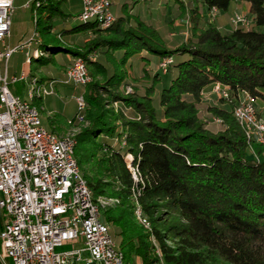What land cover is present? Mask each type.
Masks as SVG:
<instances>
[{"label":"trees","instance_id":"trees-1","mask_svg":"<svg viewBox=\"0 0 264 264\" xmlns=\"http://www.w3.org/2000/svg\"><path fill=\"white\" fill-rule=\"evenodd\" d=\"M62 1L40 0L36 7L39 20L44 19L37 24L42 37L36 47L46 55L31 56L28 77L34 76L33 64L47 65L61 52L81 56L88 70L92 66L104 73L87 53L48 37ZM233 1L249 4L248 28L237 26L225 34L212 20L199 25L201 14L194 6L192 34L175 48H167L157 30L140 20L133 28H123L121 17L109 27L112 36L103 40L110 48L123 50L122 64L145 49L171 57L167 69L175 71L159 92L162 118L149 95L117 92L122 72H113L102 83H88L89 91L83 96L89 126L72 137L74 157L93 199L108 195L118 201L107 208L100 205L99 211L101 221L109 229L115 227L123 264H133L135 257L142 264L158 262L152 255V239L162 264H217L219 260L264 264V146L249 144L232 114L241 92L254 100L264 98V0H202L208 9L219 11H226ZM68 28L72 32L102 29L94 21H79ZM179 56L184 58L176 59ZM215 82L229 87V98L220 97L229 107L211 109L223 123L217 133L206 129L198 116L202 91ZM104 92L106 97L101 96ZM106 100L123 102L135 117L115 115ZM41 103V97L32 99L36 107ZM117 120L121 133L116 132ZM51 122L54 133L58 119ZM102 134H115L124 147L99 143ZM136 210L149 223L148 230L137 221Z\"/></svg>","mask_w":264,"mask_h":264},{"label":"built area","instance_id":"built-area-1","mask_svg":"<svg viewBox=\"0 0 264 264\" xmlns=\"http://www.w3.org/2000/svg\"><path fill=\"white\" fill-rule=\"evenodd\" d=\"M80 1L77 19L98 11L101 28L111 26V0ZM13 9L14 0H0V43L5 46ZM238 15L241 25L237 26L250 25L245 13ZM33 44L36 40L27 37L20 45L0 50V263L9 259L11 264H116V241L110 238V230L104 229L100 207L86 194L78 171L69 163L67 144L53 142V134L44 130L30 108L17 101L11 88L19 77L8 75L10 56L17 51L26 56ZM171 63L168 57L159 66L166 71ZM87 72L85 61L74 58L64 79L74 75V82L69 83L82 86L89 82ZM217 83L211 89H216ZM222 93L229 98V87ZM241 93L237 111L242 118H249L253 127H259V134L253 136L263 139L264 146V116L256 109L254 98ZM74 101L78 109L86 107L82 94L74 96ZM78 239L83 247L55 251L64 242Z\"/></svg>","mask_w":264,"mask_h":264},{"label":"rangeland","instance_id":"rangeland-1","mask_svg":"<svg viewBox=\"0 0 264 264\" xmlns=\"http://www.w3.org/2000/svg\"><path fill=\"white\" fill-rule=\"evenodd\" d=\"M112 1L116 4V7H119V4L123 3V15L121 16V25L123 28H133L136 26V21L140 20L157 30L164 45L167 48H175L176 46L185 42L192 34V27L194 25L191 21V11L194 6L191 5V8L189 7L188 9H186L187 5H185V2L183 0H180V7L182 8V11L184 13L178 16L175 15V8L173 7L172 3L166 0ZM31 2L32 0H14V9L11 16L10 35L5 39L6 46L0 43V50H5L7 46L14 47L20 45L27 37L31 36V34H34L33 40H36V45L37 43H39L42 36L39 29H37V24L44 19L39 20L40 13L36 9L37 6L35 4L32 5ZM236 2L242 3L243 1ZM27 3H31V5L26 6ZM133 6H135L134 10ZM59 8L61 9V12L54 18L55 25L50 30L48 37L59 40L61 44L68 48L87 53L89 59L92 61H98V63H100L101 67H103L105 71L104 73H99L98 70H94L92 66H89V70L87 68L88 73L90 71V74H88L89 82H87L85 85L78 86L72 83H64L62 81L64 80L65 69H67L74 58L83 59V57L61 52L53 55L52 61L47 65L38 66L36 64H33L32 68L34 70V76L28 77L29 71L27 73H23V71L27 68V62L25 61L24 52H14L10 56V59L8 61V75L10 77H20L23 73L25 75V78L11 85L13 92L22 97H26L27 89H30V85L31 87H37L38 89L40 87L44 89L49 88L48 94H41L40 96L34 94V97L42 98L41 105L39 107H35L39 111L43 126L47 130L51 131L53 127L51 122L52 119H58V126L61 129L56 126L53 134L56 136L59 135L58 137L70 138L80 132L83 128L88 127L89 121L86 118L87 107L79 110L74 101V96L80 94L84 96V93L86 94L89 91V84L95 81H100L102 83L109 75L116 71L122 72L124 74V79L117 92L123 96L134 95L141 97L149 95L152 99L153 106L159 114V118H162L161 107L159 106L158 100L159 92L161 88L168 86L170 80L175 74V71L174 69H172V67L166 69V71H162L159 66L162 60L168 57H159L143 49L139 53L130 56L125 61V63L122 64L121 58L123 50L110 48L103 41L105 38L112 36L109 27L102 28L98 32H94L92 30L72 32L68 27L62 28L66 25L70 27L79 22L77 18H74L72 16H75L80 12L82 8L80 0H64L59 4ZM138 10L141 14H143V18L138 16ZM215 13V9H211L208 17L206 16V18H204L203 16H201L199 25H202L204 21H206V19H209V21L212 20L214 22V18L216 15ZM235 13L243 14L244 7L241 4L239 5V7L232 4L226 11H221L219 14L223 15L226 20L229 21V23L232 22V24L237 27V25H241V21L237 20V18L241 17L238 14L234 15ZM114 17L115 16L113 15V18ZM115 20L116 17L115 19H113V23L115 22ZM245 20H249L246 15ZM113 23L111 22V26L113 25ZM249 26L250 25H245V28H248ZM36 45L33 44L31 46V51ZM41 53L42 55H46L43 52ZM39 54L35 55V57H38ZM180 58L184 57H176V59ZM4 65V61H2V69H4ZM155 74L159 76L156 81L153 77ZM51 83H53V85H51ZM150 88H152V92L149 93ZM216 92H218L217 88L211 89V87L203 90L201 94V101L198 104L199 120L204 124V127L206 129L210 130L213 133L221 132L223 130V123L222 120L212 112V107H229L228 104L226 102L224 103L220 98L223 96V94L221 92H218L219 94ZM101 96L106 97L107 94H105L104 92L101 93ZM105 103L107 105L106 107L112 109L115 115H117L118 113H122L126 118L132 119L135 117L134 110L129 106H126L121 101L109 102L106 100ZM236 106H234L233 108V116ZM114 123L116 126V132L121 133L123 131L121 122L117 120ZM244 134L247 139L245 131ZM120 140L121 139L115 134L114 136H107L102 134L97 139V141L101 144L109 142L118 145L120 143V145L124 147V143L120 142ZM254 140L255 138L249 139L248 143L250 144L251 142H254ZM255 143H257L256 140ZM129 158V156H126L128 163ZM97 202L99 203V207L101 205L102 208H107L114 205L118 201L115 198L105 195L98 197ZM137 221L145 230H148L150 228V225L148 227L143 225V223L140 221V218H137ZM110 234L113 241H119L118 237H115L114 235V226L110 227ZM117 241L116 244L118 245ZM151 243L154 246V249L152 251L153 257L159 258V261H156L157 263L155 262L153 264H162V261L160 260L162 258V254L157 247V243L153 239ZM168 243L170 245L174 244L172 241H168ZM81 247H83V244L81 240L78 239L77 241L64 242L62 245L55 247V251L60 252ZM0 264H11V262L9 259H6ZM79 264H83V262L81 261L79 262ZM133 264H142V262L140 258L135 257ZM217 264L228 263L223 260H219Z\"/></svg>","mask_w":264,"mask_h":264},{"label":"bare ground","instance_id":"bare-ground-1","mask_svg":"<svg viewBox=\"0 0 264 264\" xmlns=\"http://www.w3.org/2000/svg\"><path fill=\"white\" fill-rule=\"evenodd\" d=\"M31 3H32V5L35 4L36 6H39L40 0H32ZM31 3H29V4L27 3L26 6L31 5ZM113 19H115V17L114 18H113V16L110 17V25H111V22L113 23ZM78 20L81 21V22L94 21V22L97 23V25L99 27H101L100 12H98V11H91V14L88 15V17H80V19H78ZM237 20L241 21V18H237ZM33 35L34 34H31V36H29L28 39L29 40H33ZM39 53H41V52H39L37 49L36 50H32V51H27V54L25 56V61L27 63H30L31 56H35V55H37ZM76 59H81V58H76ZM67 69H71V64L67 67ZM23 78H25V75L22 73V75L19 77V81L22 80ZM87 79L89 80L88 72H87ZM71 81L74 82V75H67V79H64L62 82L69 83ZM86 83L87 82H84L82 85H85ZM45 88H47V87H45ZM216 88H217L218 92H221V93L225 90V87H223V85H221L219 83L216 84ZM46 90L47 89H44L42 87H40L39 89L37 87L36 88H33L30 85V89H27V95H26V97H22V96H20V95L17 94V101L20 104H24L26 107L30 108L33 111V114H34L35 117L40 118L39 111L32 104V99L35 96L34 94H36L38 96H40L41 94L42 95L43 94H47V91ZM218 92H216V93H218ZM222 97H224L225 99H228L225 94H223ZM237 108H238V105L235 107V110H234V116H235L234 118L237 119V121L239 122V124L244 129V131H245V133L247 135V139L249 140V139L255 138V140L257 141L258 144L260 143L261 145H263V139H257L255 136H253V134H259V127H253V122L249 118H242L241 113H240V111H237ZM81 109H84V107H80L79 110H81ZM44 130L46 132L52 133L50 130H47L45 127H44ZM255 140H254V142H255ZM53 142H55V143H63L64 142V143L67 144V155H68L69 163L74 165V171H78V179H79L80 183L82 184V187L85 190L86 194H89V196H90L91 200L93 201V203L95 205H98L99 206V203L97 202V200H94L93 199L92 192H91L90 188L88 187V185L86 183V180L83 177V175H82V173H81V171L79 169V166L77 164V161H76V159L74 157L75 140L72 137L71 138L70 137H58V136H56V135L53 134ZM140 215H141L140 214V211L139 210H136V216H137V218H140V221L143 223V225H145L146 227H148L149 226V223L146 221V219H144ZM101 223L104 226V229L110 230L109 229V226L106 223H104L102 221H101ZM110 238H111V234H110ZM114 251L116 253V258H117V263L116 264H123V255H122V252L119 249V247H118L117 244H114Z\"/></svg>","mask_w":264,"mask_h":264},{"label":"crops","instance_id":"crops-1","mask_svg":"<svg viewBox=\"0 0 264 264\" xmlns=\"http://www.w3.org/2000/svg\"><path fill=\"white\" fill-rule=\"evenodd\" d=\"M168 2H171L173 7L175 8V15L178 16L180 14H183L184 12L182 11V8L180 7V4H181V1L180 0H166ZM185 2V5H187V8L188 9L189 7L191 8V5L193 6H196L201 14V16H203L204 18H206V16L208 17L210 12H211V9H208L202 2V0H183ZM234 2V3H233ZM230 3V5H236L239 7V5L241 4L243 7H244V13L246 15V13H248V7H249V4L245 1H243L242 3H238L236 1H233ZM229 5V6H230ZM135 6H133V10L135 9L134 8ZM215 9V8H213ZM111 10L114 14V16L117 18V17H121L123 15V3L122 4H119V7H116V4L111 0ZM119 10V11H118ZM216 11V15H215V18H214V22L213 24L222 32V33H230L231 31H233L236 26L231 23H229L228 20H226V18L223 16V15H220L219 13L221 11L215 9ZM138 16L143 18V14H141L138 10L137 12ZM151 14V13H149ZM238 13H235L234 15H236ZM144 20V19H142ZM208 20V19H206ZM65 27H69V26H64L62 28H65ZM29 71V63H27V68L23 71V73H27ZM207 88H205L204 90H206ZM244 96V93H241V97ZM254 104L258 110V112L264 116V98H257L254 100ZM59 136V135H58Z\"/></svg>","mask_w":264,"mask_h":264},{"label":"water","instance_id":"water-1","mask_svg":"<svg viewBox=\"0 0 264 264\" xmlns=\"http://www.w3.org/2000/svg\"><path fill=\"white\" fill-rule=\"evenodd\" d=\"M73 264H76L75 261L73 262Z\"/></svg>","mask_w":264,"mask_h":264}]
</instances>
